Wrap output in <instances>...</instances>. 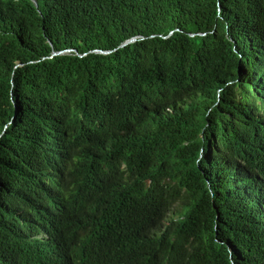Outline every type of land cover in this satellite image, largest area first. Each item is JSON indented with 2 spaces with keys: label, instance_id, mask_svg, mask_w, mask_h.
<instances>
[{
  "label": "trees",
  "instance_id": "1",
  "mask_svg": "<svg viewBox=\"0 0 264 264\" xmlns=\"http://www.w3.org/2000/svg\"><path fill=\"white\" fill-rule=\"evenodd\" d=\"M36 1L0 0V264H264V0Z\"/></svg>",
  "mask_w": 264,
  "mask_h": 264
},
{
  "label": "rangeland",
  "instance_id": "2",
  "mask_svg": "<svg viewBox=\"0 0 264 264\" xmlns=\"http://www.w3.org/2000/svg\"><path fill=\"white\" fill-rule=\"evenodd\" d=\"M176 209H179V205L178 204H176L174 207H173V209H172V211L169 213V215H168V218H173V217H176V214H175V210Z\"/></svg>",
  "mask_w": 264,
  "mask_h": 264
},
{
  "label": "water",
  "instance_id": "3",
  "mask_svg": "<svg viewBox=\"0 0 264 264\" xmlns=\"http://www.w3.org/2000/svg\"><path fill=\"white\" fill-rule=\"evenodd\" d=\"M136 41V38H134V39H131V40H129V41H127V42H125L123 45H121V47H125V46H127L128 44H130V43H133V42H135ZM62 53H64V52H60V53H53V55H58V54H62ZM102 53H104V52H102Z\"/></svg>",
  "mask_w": 264,
  "mask_h": 264
},
{
  "label": "clouds",
  "instance_id": "4",
  "mask_svg": "<svg viewBox=\"0 0 264 264\" xmlns=\"http://www.w3.org/2000/svg\"><path fill=\"white\" fill-rule=\"evenodd\" d=\"M34 3H36V5H37V1L36 0H34ZM69 52V51H68Z\"/></svg>",
  "mask_w": 264,
  "mask_h": 264
}]
</instances>
